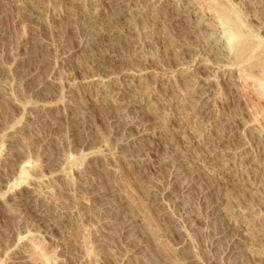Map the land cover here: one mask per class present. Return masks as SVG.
<instances>
[{"label": "rangeland", "instance_id": "obj_1", "mask_svg": "<svg viewBox=\"0 0 264 264\" xmlns=\"http://www.w3.org/2000/svg\"><path fill=\"white\" fill-rule=\"evenodd\" d=\"M0 264H264V0H0Z\"/></svg>", "mask_w": 264, "mask_h": 264}, {"label": "bare ground", "instance_id": "obj_2", "mask_svg": "<svg viewBox=\"0 0 264 264\" xmlns=\"http://www.w3.org/2000/svg\"><path fill=\"white\" fill-rule=\"evenodd\" d=\"M224 12V11H223ZM223 14V13H222ZM226 15V14H225ZM223 16H224V14H223ZM226 17H228V16H226ZM229 19V18H228ZM235 22V21H234ZM236 26V25H235ZM236 29V28H235ZM240 43V42H239Z\"/></svg>", "mask_w": 264, "mask_h": 264}]
</instances>
